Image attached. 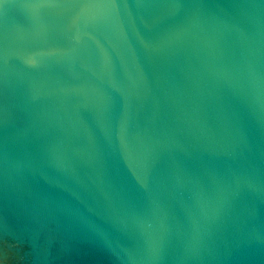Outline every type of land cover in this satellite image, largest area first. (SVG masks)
<instances>
[{
	"label": "water",
	"instance_id": "obj_1",
	"mask_svg": "<svg viewBox=\"0 0 264 264\" xmlns=\"http://www.w3.org/2000/svg\"><path fill=\"white\" fill-rule=\"evenodd\" d=\"M0 264H264V0H0Z\"/></svg>",
	"mask_w": 264,
	"mask_h": 264
}]
</instances>
